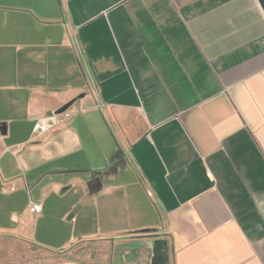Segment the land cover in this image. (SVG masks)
<instances>
[{"label": "crops", "instance_id": "crops-1", "mask_svg": "<svg viewBox=\"0 0 264 264\" xmlns=\"http://www.w3.org/2000/svg\"><path fill=\"white\" fill-rule=\"evenodd\" d=\"M0 127V264H264L257 0H0Z\"/></svg>", "mask_w": 264, "mask_h": 264}, {"label": "built area", "instance_id": "built-area-1", "mask_svg": "<svg viewBox=\"0 0 264 264\" xmlns=\"http://www.w3.org/2000/svg\"><path fill=\"white\" fill-rule=\"evenodd\" d=\"M59 115H65V117H68V115L65 114V112L62 113V114H59ZM59 115L56 114V115H52L50 117H47V118L39 120L36 123L35 131L37 133L45 132L49 128L50 125H52V124H54V123H56L58 121L57 118H58ZM41 210H42V206L40 204L32 203L31 209H30L31 213L38 214V213L41 212ZM57 264H70V263L69 262H60V263H57Z\"/></svg>", "mask_w": 264, "mask_h": 264}, {"label": "water", "instance_id": "water-1", "mask_svg": "<svg viewBox=\"0 0 264 264\" xmlns=\"http://www.w3.org/2000/svg\"><path fill=\"white\" fill-rule=\"evenodd\" d=\"M263 14H264V0H257ZM69 107L66 106L64 108H62L61 110H59L56 114H61L63 113L67 108ZM0 132L3 134L2 129L0 127ZM80 207H76V209L74 210V213L79 209ZM73 215H71L72 217ZM165 252V248H164V243L161 241H157L155 243V249H154V263L156 264H163L164 262V257H163V253Z\"/></svg>", "mask_w": 264, "mask_h": 264}, {"label": "rangeland", "instance_id": "rangeland-1", "mask_svg": "<svg viewBox=\"0 0 264 264\" xmlns=\"http://www.w3.org/2000/svg\"><path fill=\"white\" fill-rule=\"evenodd\" d=\"M42 225H43V226H46L45 223H42ZM42 225H41V228H40V230H39V231H41V232L44 231V227H43ZM18 254H19V253H18ZM18 254H16V253L13 254V255L10 254L11 259H13V258H15V257H17V259H18V258H20V257H22V256H24V257L26 256V255H23V254H21V255H20V254L18 255Z\"/></svg>", "mask_w": 264, "mask_h": 264}]
</instances>
